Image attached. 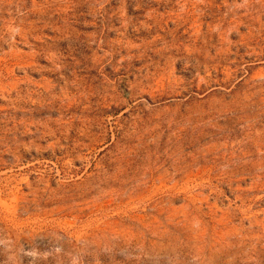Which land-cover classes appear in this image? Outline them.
I'll return each mask as SVG.
<instances>
[{"label":"rangeland","instance_id":"obj_1","mask_svg":"<svg viewBox=\"0 0 264 264\" xmlns=\"http://www.w3.org/2000/svg\"><path fill=\"white\" fill-rule=\"evenodd\" d=\"M0 264H264V0H0Z\"/></svg>","mask_w":264,"mask_h":264}]
</instances>
